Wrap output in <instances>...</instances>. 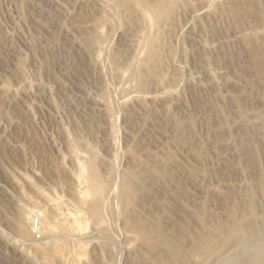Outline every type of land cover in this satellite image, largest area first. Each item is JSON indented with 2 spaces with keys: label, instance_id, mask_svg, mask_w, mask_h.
Returning a JSON list of instances; mask_svg holds the SVG:
<instances>
[{
  "label": "rangeland",
  "instance_id": "rangeland-1",
  "mask_svg": "<svg viewBox=\"0 0 264 264\" xmlns=\"http://www.w3.org/2000/svg\"><path fill=\"white\" fill-rule=\"evenodd\" d=\"M262 239L264 0H0V264Z\"/></svg>",
  "mask_w": 264,
  "mask_h": 264
},
{
  "label": "bare ground",
  "instance_id": "bare-ground-1",
  "mask_svg": "<svg viewBox=\"0 0 264 264\" xmlns=\"http://www.w3.org/2000/svg\"><path fill=\"white\" fill-rule=\"evenodd\" d=\"M93 180V179H92ZM52 226V225H50ZM53 228V227H52ZM250 237V236H249ZM261 241V240H260ZM264 240L262 239V241L258 244H256V248L254 250L253 253H251L250 255L247 256V258L243 261L246 264H264ZM259 242V241H258ZM245 243V242H244ZM243 243V244H244ZM254 243V242H252ZM251 244V243H250ZM248 245V244H247ZM242 247V246H241ZM246 248V246H243ZM244 249V248H243ZM240 250V249H239ZM238 251V249L236 250ZM235 255V254H234ZM235 262H237L235 260ZM239 263V262H238ZM237 263V264H238ZM209 264V263H208ZM212 264V263H211Z\"/></svg>",
  "mask_w": 264,
  "mask_h": 264
}]
</instances>
